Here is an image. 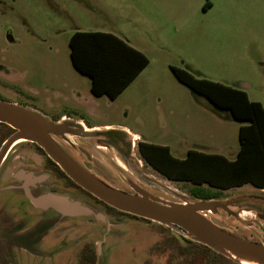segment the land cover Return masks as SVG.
Wrapping results in <instances>:
<instances>
[{
  "label": "rangeland",
  "instance_id": "obj_1",
  "mask_svg": "<svg viewBox=\"0 0 264 264\" xmlns=\"http://www.w3.org/2000/svg\"><path fill=\"white\" fill-rule=\"evenodd\" d=\"M206 1L0 0V101L49 121L64 116L59 123L97 127L85 131L98 134L87 141L101 155L69 134L58 142L83 149L111 187L134 194L135 185L169 203H199L188 193L191 184L169 180L144 161L131 134L168 146L177 159L189 150L226 157L238 151L244 123L181 84L171 66L242 90L264 108V0H209L205 10ZM76 28L119 34L147 57V68L115 100L93 96L90 79L73 68L68 41ZM113 136L130 145L128 166L101 143ZM73 198L102 219L68 218L41 243L0 246V264H78L83 248L95 264H238L164 225L117 213L88 195ZM212 202L223 209L199 215L264 245V190L246 184Z\"/></svg>",
  "mask_w": 264,
  "mask_h": 264
},
{
  "label": "trees",
  "instance_id": "obj_2",
  "mask_svg": "<svg viewBox=\"0 0 264 264\" xmlns=\"http://www.w3.org/2000/svg\"><path fill=\"white\" fill-rule=\"evenodd\" d=\"M210 7L207 0L203 8L207 10ZM68 47L73 68L90 79V91L95 97L107 96L115 100L148 65V59L141 52L108 33L75 32L69 38ZM170 70L181 84L205 98L216 109L228 112L233 120L244 123L239 128V149L234 160L195 150H189L183 159H177L166 146L139 142L138 151L144 161L169 180L191 184L188 193L198 201L216 200L221 191L245 184L264 189L263 106L250 101L242 90L197 79L181 68L171 66ZM105 207L131 216L107 205ZM95 262V257L83 248L78 264Z\"/></svg>",
  "mask_w": 264,
  "mask_h": 264
},
{
  "label": "water",
  "instance_id": "obj_3",
  "mask_svg": "<svg viewBox=\"0 0 264 264\" xmlns=\"http://www.w3.org/2000/svg\"><path fill=\"white\" fill-rule=\"evenodd\" d=\"M0 124L14 131L0 147V167L7 150L13 144L21 141L34 142L47 153L75 185L105 205L121 213L164 225L180 236L193 239L228 259L230 258L217 249L219 246L252 258H259L264 262L263 244L238 238L229 233L223 223L216 219L207 220L199 215L203 212L215 213L217 208L223 209L222 205L212 201L177 205L145 194L135 185H131L134 194L126 193L83 171L58 145V141H63V137L69 134L79 138L101 155L97 146L83 140V138L96 137L97 133L86 132L81 125L75 123L49 121L37 112L3 101H0ZM101 143L114 148L123 156L114 141L105 140ZM95 173L97 174V171ZM30 200L35 207L42 210L52 209L62 217L102 219L101 215L94 214L88 206L67 197L45 194L30 198ZM186 213L193 217L185 215ZM259 218L262 217L259 216Z\"/></svg>",
  "mask_w": 264,
  "mask_h": 264
},
{
  "label": "flooded vegetation",
  "instance_id": "obj_4",
  "mask_svg": "<svg viewBox=\"0 0 264 264\" xmlns=\"http://www.w3.org/2000/svg\"><path fill=\"white\" fill-rule=\"evenodd\" d=\"M3 125L0 124L3 129L0 133V147L14 132ZM111 140L116 143L123 156L110 148L128 166L130 145L117 136H113ZM58 145L79 168L101 181L102 173L90 164V156L83 149L73 148L72 143H66L71 151L59 142ZM14 160L16 162L11 165ZM8 166H11L10 171L5 170ZM156 173L160 175L159 172ZM45 194L63 196L70 200H75V195L79 198L87 195L36 143L21 141L13 144L7 150L0 167V246L15 245L16 242L41 243L58 224L68 219L52 209L42 210L32 204L30 198Z\"/></svg>",
  "mask_w": 264,
  "mask_h": 264
},
{
  "label": "crops",
  "instance_id": "obj_5",
  "mask_svg": "<svg viewBox=\"0 0 264 264\" xmlns=\"http://www.w3.org/2000/svg\"><path fill=\"white\" fill-rule=\"evenodd\" d=\"M75 32H101V33H108V34H112V35H114L115 37H117V38H119V39H121L122 41H124L126 44H128L130 47H132V48H134L135 50H137V51H139V52H141L142 54H143V52L142 51H140V50H138L137 48H135L134 46H132L127 40H125V39H123L122 38V36L121 35H119V34H115V33H113V32H111V31H107V32H102V31H92V30H89V31H86V30H83V29H81V28H76L75 30H74V32L71 34V36L75 33ZM70 36V37H71ZM144 55V54H143ZM145 56V55H144ZM146 57V56H145ZM147 58V57H146ZM148 65H149V61H148ZM147 65V66H148ZM147 66L138 74V76L140 75V74H142V72L147 68ZM137 76V77H138ZM137 77L129 84V86L137 79ZM90 86H91V81H90ZM128 86V87H129ZM127 87V88H128ZM124 92V91H123ZM122 92V93H123ZM121 93V94H122ZM231 117V116H230ZM68 118H65L64 116H61L60 118H58V119H55V120H53L54 122H58L59 123V121H64V120H67ZM230 120H233L232 118L230 119ZM70 122V121H69ZM71 123H73V122H71ZM75 124H78V125H81L86 131L88 130V131H91V130H97V127H87L82 121H76L75 122ZM107 128H109V127H105V129H107ZM126 133L127 134H129V132H127L126 131ZM131 135H133V136H135L136 138H137V140H140V142H141V139H139V136L138 135H136V134H131ZM153 145H155V144H153ZM158 146H161V145H158ZM166 147H168V146H166ZM169 148V147H168ZM169 150H170V148H169ZM200 152H202V151H200ZM203 153H206V152H203ZM207 154H217V153H207ZM236 154H237V152L234 154V155H232V156H230V157H226V156H224V155H222V154H219V155H222V156H224L225 158H227L228 160H234L235 159V156H236ZM246 185V184H245ZM244 186V185H243ZM243 186H241V187H243ZM241 187H236V188H241ZM254 187V186H253ZM236 188H231V189H236ZM231 189H228V190H231ZM257 189H259V188H257ZM259 190H264V189H259ZM224 191H226V190H224Z\"/></svg>",
  "mask_w": 264,
  "mask_h": 264
},
{
  "label": "bare ground",
  "instance_id": "obj_6",
  "mask_svg": "<svg viewBox=\"0 0 264 264\" xmlns=\"http://www.w3.org/2000/svg\"><path fill=\"white\" fill-rule=\"evenodd\" d=\"M83 140L87 141V139H85V138H83ZM185 215L193 217V215L188 214V213H186ZM217 249L238 264H264V262L261 261L259 258H252V257L246 256V255L237 253V252H235L231 249H228L226 247H223V246H219V248H217Z\"/></svg>",
  "mask_w": 264,
  "mask_h": 264
}]
</instances>
